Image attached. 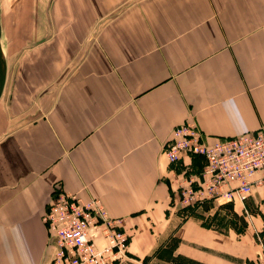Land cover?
Returning a JSON list of instances; mask_svg holds the SVG:
<instances>
[{
    "label": "crops",
    "instance_id": "0c3cea01",
    "mask_svg": "<svg viewBox=\"0 0 264 264\" xmlns=\"http://www.w3.org/2000/svg\"><path fill=\"white\" fill-rule=\"evenodd\" d=\"M0 25V264H50L54 188L99 197L130 258L176 236L200 264H264V185L229 201L242 229L189 216L176 181L202 157L163 153L188 119L207 141L264 123V0H0Z\"/></svg>",
    "mask_w": 264,
    "mask_h": 264
},
{
    "label": "built area",
    "instance_id": "2783aa9c",
    "mask_svg": "<svg viewBox=\"0 0 264 264\" xmlns=\"http://www.w3.org/2000/svg\"><path fill=\"white\" fill-rule=\"evenodd\" d=\"M169 163L200 155L202 166L182 176L175 188L182 208L205 201L244 200L264 185V123L254 131L205 139L194 120L175 125L163 146ZM264 216V207L261 209ZM42 220L55 244L50 264H115L126 254L128 233L99 197L53 189Z\"/></svg>",
    "mask_w": 264,
    "mask_h": 264
},
{
    "label": "rangeland",
    "instance_id": "374dc122",
    "mask_svg": "<svg viewBox=\"0 0 264 264\" xmlns=\"http://www.w3.org/2000/svg\"><path fill=\"white\" fill-rule=\"evenodd\" d=\"M208 204L211 205H216L217 206L212 207L213 210H207V211H202L204 213V218L206 220H221L220 222L222 223H228V220L234 221L232 222L233 226L239 230L243 228L244 222L243 219L245 216H248L246 213H240V211H236L232 208V206L228 203H218L217 201H205L204 205L208 207ZM221 207V209H219ZM196 208H185L184 209V214H187L189 216L193 215L195 216L196 214ZM246 214V215H245ZM177 243V240L174 238H169L167 242H165L164 245H160L159 247L162 246L161 249H159V252L155 255L154 261H157V264H200L197 261H194L192 259H188L186 257L182 256H175L171 254V250L174 244ZM129 252L126 251V254L121 258V260L116 261L115 264H141V262H144L143 260L140 259H133L129 257Z\"/></svg>",
    "mask_w": 264,
    "mask_h": 264
},
{
    "label": "water",
    "instance_id": "95a60500",
    "mask_svg": "<svg viewBox=\"0 0 264 264\" xmlns=\"http://www.w3.org/2000/svg\"><path fill=\"white\" fill-rule=\"evenodd\" d=\"M0 35H1V25H0ZM5 78H6V65H5V60L2 54L1 43H0V95L3 91V87L5 84Z\"/></svg>",
    "mask_w": 264,
    "mask_h": 264
},
{
    "label": "trees",
    "instance_id": "16d2710c",
    "mask_svg": "<svg viewBox=\"0 0 264 264\" xmlns=\"http://www.w3.org/2000/svg\"><path fill=\"white\" fill-rule=\"evenodd\" d=\"M182 208V207H181ZM183 209H185V208H183ZM172 238H174L175 240H177V237L176 236H171ZM162 245V244H161ZM175 245L176 244H174L173 245V247H172V249H174V247H175ZM160 246V245H159ZM159 246H157L154 250H153V252L151 253V254H149L148 256H146V257H144L143 258V261L145 262V261H147V260H149L150 258H151V256L153 255H156L158 252H159V249H161L162 248V246L161 247H159ZM165 246V245H164ZM172 251V250H171ZM177 256H180V255H177Z\"/></svg>",
    "mask_w": 264,
    "mask_h": 264
}]
</instances>
